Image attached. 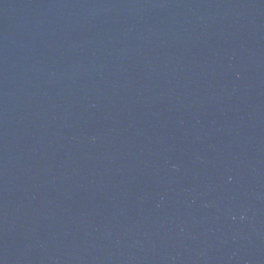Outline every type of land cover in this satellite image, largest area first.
Here are the masks:
<instances>
[{"label": "water", "instance_id": "water-1", "mask_svg": "<svg viewBox=\"0 0 264 264\" xmlns=\"http://www.w3.org/2000/svg\"><path fill=\"white\" fill-rule=\"evenodd\" d=\"M0 264H264V0H0Z\"/></svg>", "mask_w": 264, "mask_h": 264}]
</instances>
